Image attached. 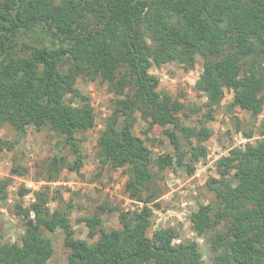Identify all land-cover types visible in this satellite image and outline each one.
Returning a JSON list of instances; mask_svg holds the SVG:
<instances>
[{
	"label": "trees",
	"instance_id": "16d2710c",
	"mask_svg": "<svg viewBox=\"0 0 264 264\" xmlns=\"http://www.w3.org/2000/svg\"><path fill=\"white\" fill-rule=\"evenodd\" d=\"M197 58L203 69L195 90L207 98V118L229 90L231 107L256 119L264 107V0H0V130L54 132L73 160L54 158L48 181L65 167L77 173L84 142L79 134L94 127L95 114L76 82L110 84L118 97L99 134L97 159L124 169L126 193L143 204L121 213V227L109 232L100 228L106 208L98 207L84 219L88 236L97 237L89 244L73 237L72 206L51 210L55 197L38 192L28 207L15 205L24 231L20 243H0V264H47L53 243L46 233L58 230L69 249L66 264H204L195 242L175 243V228L150 232L147 206L160 197L151 188L153 167L161 172L176 162L188 173L193 167L182 153L155 159L133 133L141 119L163 128L169 139L183 138L193 158H205L201 144L210 131L183 126L176 117L183 105L160 94L149 74L153 65L173 62L192 68ZM244 136L254 142L217 162L220 177L208 182L215 200L189 216L196 233L211 230L212 264H264V119ZM5 147L0 140V151Z\"/></svg>",
	"mask_w": 264,
	"mask_h": 264
},
{
	"label": "rangeland",
	"instance_id": "374dc122",
	"mask_svg": "<svg viewBox=\"0 0 264 264\" xmlns=\"http://www.w3.org/2000/svg\"><path fill=\"white\" fill-rule=\"evenodd\" d=\"M202 62L201 58H197L192 68L175 62L153 65L149 74L158 80L157 91L160 94H169L183 105L176 116L183 126L196 130L205 127L210 131L209 138L201 144L206 149L205 158H193L189 143L183 138L169 139L164 135L163 128L149 126L141 119H138L133 133L144 140L155 159L166 155L176 159L182 153L185 163L193 167L192 173H188V168L180 167L176 162L161 172L157 167L152 168L154 178L151 188L160 197L147 205L152 210L150 232L159 227L175 228L179 234L175 243L195 242L203 263L212 264L214 252L209 243L211 230L196 233L189 216L200 206L215 200L208 182L211 178L220 177L217 162L227 157L231 149H243L245 145L254 142V139L247 140L244 133L252 124L258 126L264 119V107L262 113L253 119L249 114L231 107L233 93L225 90L221 103L214 108L212 119L209 120L207 98L195 90L203 69ZM76 88L88 99L95 114L94 127L79 134L84 139L81 144L82 166L79 172H71L65 167L53 180L48 181L51 172L49 165L54 158H63L67 163L73 160L71 151L64 146V139L54 132L30 127L19 135L9 125H4L0 130V140L8 143V147L0 151V243H20L24 227L20 216L16 214L15 205L28 207L34 201L36 193L41 191L47 190L50 198L55 197L48 204L51 210L64 208L69 204L72 206L70 222L73 237L89 244L97 237L88 236L89 230L84 219L92 216L98 207L106 208L101 216L100 228L107 232L121 227V213L143 207L142 203L129 198L126 193V171L101 165L97 159L99 134L111 114L112 102L118 97L115 89L100 79L91 81L84 78L77 80ZM192 145H197V141L193 140ZM7 180V186L3 188ZM20 189H26L28 193L20 196ZM149 194L143 191V197ZM155 203L159 206H155ZM224 224L225 222L221 223ZM46 236L53 243V254L47 264H66L69 249L64 244L63 233L58 230L46 233Z\"/></svg>",
	"mask_w": 264,
	"mask_h": 264
}]
</instances>
